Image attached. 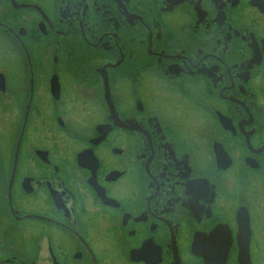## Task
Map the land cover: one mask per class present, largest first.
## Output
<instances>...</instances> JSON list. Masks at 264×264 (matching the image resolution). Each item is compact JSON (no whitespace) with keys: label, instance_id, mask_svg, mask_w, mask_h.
<instances>
[{"label":"flooded vegetation","instance_id":"flooded-vegetation-1","mask_svg":"<svg viewBox=\"0 0 264 264\" xmlns=\"http://www.w3.org/2000/svg\"><path fill=\"white\" fill-rule=\"evenodd\" d=\"M0 264H264V0H0Z\"/></svg>","mask_w":264,"mask_h":264}]
</instances>
